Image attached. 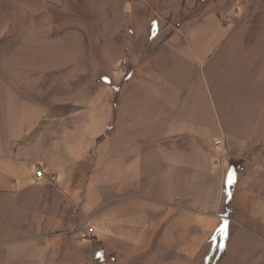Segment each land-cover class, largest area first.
I'll return each mask as SVG.
<instances>
[{
  "label": "rangeland",
  "instance_id": "obj_1",
  "mask_svg": "<svg viewBox=\"0 0 264 264\" xmlns=\"http://www.w3.org/2000/svg\"><path fill=\"white\" fill-rule=\"evenodd\" d=\"M0 264H264V0H0Z\"/></svg>",
  "mask_w": 264,
  "mask_h": 264
},
{
  "label": "snow or ice",
  "instance_id": "obj_2",
  "mask_svg": "<svg viewBox=\"0 0 264 264\" xmlns=\"http://www.w3.org/2000/svg\"><path fill=\"white\" fill-rule=\"evenodd\" d=\"M233 182L232 174H229L228 183L231 184ZM226 230V228H225Z\"/></svg>",
  "mask_w": 264,
  "mask_h": 264
},
{
  "label": "built area",
  "instance_id": "obj_3",
  "mask_svg": "<svg viewBox=\"0 0 264 264\" xmlns=\"http://www.w3.org/2000/svg\"><path fill=\"white\" fill-rule=\"evenodd\" d=\"M41 173V172H40Z\"/></svg>",
  "mask_w": 264,
  "mask_h": 264
}]
</instances>
